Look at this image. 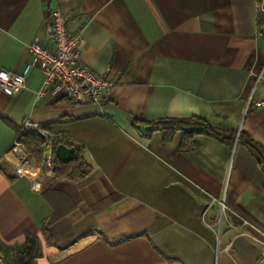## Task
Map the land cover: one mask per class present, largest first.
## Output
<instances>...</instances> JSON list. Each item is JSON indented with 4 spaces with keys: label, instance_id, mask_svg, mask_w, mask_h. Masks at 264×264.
I'll list each match as a JSON object with an SVG mask.
<instances>
[{
    "label": "crops",
    "instance_id": "0c3cea01",
    "mask_svg": "<svg viewBox=\"0 0 264 264\" xmlns=\"http://www.w3.org/2000/svg\"><path fill=\"white\" fill-rule=\"evenodd\" d=\"M256 3L0 0V69L21 72L34 38L52 47L44 28L58 10L82 40L81 64L109 68L112 82L100 102H37V70L17 93L0 89V244L34 237L35 264H264ZM25 119L79 147L90 173L40 174L32 191L5 160ZM194 120L220 137L181 130Z\"/></svg>",
    "mask_w": 264,
    "mask_h": 264
},
{
    "label": "built area",
    "instance_id": "2783aa9c",
    "mask_svg": "<svg viewBox=\"0 0 264 264\" xmlns=\"http://www.w3.org/2000/svg\"><path fill=\"white\" fill-rule=\"evenodd\" d=\"M256 4L257 11H264V0H257ZM44 31L52 47L44 46L38 38L32 39L28 44L29 59L21 72L0 69V89L11 94L17 93L24 86L27 75L37 70L41 77L35 93L37 102L45 95H62L73 103L100 102L105 98L112 86L109 68L99 75L81 64L82 40L78 34H71L67 30L66 19L58 10L50 13ZM252 105L264 108V97L254 99ZM28 131H34L43 137L39 157L34 156L16 136L5 160L16 174H19L20 169L30 174V189L39 191L40 182L37 177L52 173L55 146L58 143L66 144L70 140L50 135L38 123L25 119L19 127V134ZM0 263L4 264L1 255Z\"/></svg>",
    "mask_w": 264,
    "mask_h": 264
},
{
    "label": "trees",
    "instance_id": "16d2710c",
    "mask_svg": "<svg viewBox=\"0 0 264 264\" xmlns=\"http://www.w3.org/2000/svg\"><path fill=\"white\" fill-rule=\"evenodd\" d=\"M186 123V122H185ZM192 123L200 125L204 130V133L209 136L220 137L219 132L212 127L200 122L193 121ZM40 128L44 130L41 126ZM45 131V130H44ZM17 138L27 147V149L34 155L37 156V151L34 153L30 145H37L38 142H43V137L34 132L28 131L25 134H19V130L17 132ZM223 139L227 140L228 137H224ZM66 145L73 146L70 143H66ZM186 148H192L195 146L194 143L189 142L188 144L184 143ZM75 152L72 159L66 163H61L54 156V167L53 174L57 179H69V180H80L85 178L91 171V165L88 163L82 153V150L79 147H75ZM38 152H41V149L38 148ZM39 154V153H38ZM264 163V161H262ZM0 255L2 256V260L4 264H35L39 253L37 249V243L34 237L30 235H26L25 239L22 243L6 246L0 244Z\"/></svg>",
    "mask_w": 264,
    "mask_h": 264
},
{
    "label": "water",
    "instance_id": "95a60500",
    "mask_svg": "<svg viewBox=\"0 0 264 264\" xmlns=\"http://www.w3.org/2000/svg\"><path fill=\"white\" fill-rule=\"evenodd\" d=\"M181 130L188 133H201L203 128L197 125H190V126H182ZM74 152H75L74 146H69L64 143H58L54 149L55 157L61 163H66L70 161L74 155Z\"/></svg>",
    "mask_w": 264,
    "mask_h": 264
},
{
    "label": "rangeland",
    "instance_id": "374dc122",
    "mask_svg": "<svg viewBox=\"0 0 264 264\" xmlns=\"http://www.w3.org/2000/svg\"><path fill=\"white\" fill-rule=\"evenodd\" d=\"M30 148H31V150H32L33 152L36 150L37 153H36V152H34V153H36V155H37L36 157H39V155H40L41 152H38V148H39V149H42V143H41V142H38L36 146H34V144H31V145H30ZM38 153H39V154H38Z\"/></svg>",
    "mask_w": 264,
    "mask_h": 264
}]
</instances>
